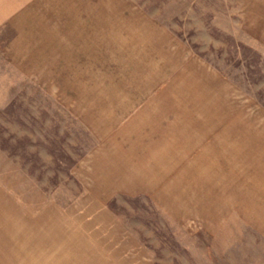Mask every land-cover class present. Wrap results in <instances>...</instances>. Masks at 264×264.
Listing matches in <instances>:
<instances>
[{"label":"rangeland","instance_id":"1","mask_svg":"<svg viewBox=\"0 0 264 264\" xmlns=\"http://www.w3.org/2000/svg\"><path fill=\"white\" fill-rule=\"evenodd\" d=\"M117 23L136 26L137 40H165L180 52L176 42L189 61L219 73L236 93L229 113L252 117L264 135V0H0V264H264V220L241 217V197V210L218 220L204 207L214 203L196 192L188 209L172 214L145 194L118 192L106 203L88 196L84 158L100 140L79 105L94 117L92 100L116 94L103 34ZM129 57L132 69L145 70L148 54ZM255 139L254 169L264 164ZM107 226L124 228L134 245L94 242ZM88 227L92 243L54 241L59 229L68 236ZM102 246L118 248L116 256Z\"/></svg>","mask_w":264,"mask_h":264},{"label":"crops","instance_id":"2","mask_svg":"<svg viewBox=\"0 0 264 264\" xmlns=\"http://www.w3.org/2000/svg\"><path fill=\"white\" fill-rule=\"evenodd\" d=\"M158 30L170 37L164 29ZM136 31L129 24L117 23L115 30L105 27L108 68H113V59L117 66L116 94L107 93L101 103L92 100L94 117L87 118V109L79 105L86 128L100 140L84 158L88 196L106 203L118 192L145 194L172 214L188 209L189 193L196 192L214 203L212 208L204 207L207 212H217L218 220L226 218L222 214L228 210L231 214L236 208L241 210L237 206L241 197V217L249 223L264 220V164L255 169L251 165L256 137L261 148L257 152L263 155L256 158L264 161V135L254 132L252 117L229 113L228 104L236 96L231 85L200 60L189 61L190 54L176 42L180 52L172 42L164 46L165 40L156 45L137 40ZM136 52L149 55L140 73L132 69L136 59L129 57ZM165 53L175 55V61H163ZM160 59L163 68L154 72L152 67ZM164 80L168 81L158 89ZM99 104H104L102 109H97ZM207 216L213 219L214 214ZM98 230L101 236L94 242L121 249L134 245L124 228ZM57 231L54 241L59 244L93 242L92 227L75 236L70 229L67 236V228ZM104 246L108 258L116 256L114 249L118 248Z\"/></svg>","mask_w":264,"mask_h":264}]
</instances>
